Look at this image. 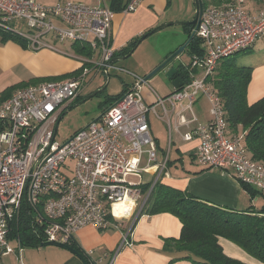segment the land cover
Instances as JSON below:
<instances>
[{
    "label": "built area",
    "instance_id": "obj_1",
    "mask_svg": "<svg viewBox=\"0 0 264 264\" xmlns=\"http://www.w3.org/2000/svg\"><path fill=\"white\" fill-rule=\"evenodd\" d=\"M141 1L128 0L121 13H134ZM244 3L232 0L202 9L195 31L200 54L192 55L189 83L147 105L141 97L143 79L111 64L115 51L109 36L115 12L105 0L98 8L73 1L46 6L36 0H0V32L19 38L30 51H59L53 44L58 43L87 45L90 55L95 54L69 78L15 89L0 102V264L16 251L9 244V232L23 207L30 210L39 243L66 245L86 226L106 231L138 215L155 183L168 177L169 152L160 155L147 115L161 120L160 107L169 132L177 130L180 111L192 110L198 96L207 100L210 118L205 123L192 118L185 126L194 127L182 134L184 142L197 141V164L231 173L239 183L264 194V166L242 148L241 135L230 136L222 102L206 83L220 59L253 47L264 36V8L251 14ZM112 68L133 77V85L69 140L55 141V124L80 98L87 77ZM182 101L186 105L171 123L169 111ZM130 177L137 182L128 181ZM118 204L128 205L126 216L124 209L115 213Z\"/></svg>",
    "mask_w": 264,
    "mask_h": 264
},
{
    "label": "crops",
    "instance_id": "obj_2",
    "mask_svg": "<svg viewBox=\"0 0 264 264\" xmlns=\"http://www.w3.org/2000/svg\"><path fill=\"white\" fill-rule=\"evenodd\" d=\"M36 1L49 6L55 4L56 0ZM72 1L79 2L78 0ZM166 7L167 0H142L138 9L134 13H115L109 36L110 44L115 51L113 59L127 55V46L129 44L160 24V20L163 14H165ZM173 19V17H170L168 20ZM182 27L183 34L185 35V40L182 43L184 44L193 30L187 29L186 26ZM7 47L14 49L16 54H20V60L27 62V65L33 70L32 73L36 77L42 76L41 74L43 71L38 68V65L41 64L43 59L45 60V55L39 52H37L38 54L34 52L36 53L34 55L29 54L21 51L17 46L14 47L9 45ZM80 47H87V45ZM26 49L29 50L27 47ZM76 52L85 55L81 50H77ZM183 53H187L186 49ZM94 57L95 54L89 56L85 55V58H82V63L84 64V61L87 60L92 61ZM165 57L166 55L163 59H165ZM248 57L242 59V62L247 65L250 64L253 68L251 80L246 93V102L250 105L264 96V64H262L261 61H253L252 63H249ZM129 58L133 59V63L130 64V67L136 72L131 74L143 79L147 74L143 77L137 76V47ZM146 65V63H141L140 67L143 68ZM178 65L179 63H177V66ZM114 66L118 67L116 64H114ZM131 79V83H124L125 88L133 85L135 79L133 77H131ZM147 83L148 82L142 86L141 90V97L147 105L154 104L156 96L165 97L175 90L171 82L168 85L163 81L156 79L153 80V83L158 89V94L155 90L149 87ZM83 94L84 93H82L81 96ZM185 105L186 102L182 101L176 106L179 108ZM192 106H194L195 109L193 110L192 107L191 112L197 122L205 123L209 120V106L207 100L203 96H198ZM187 112L189 111L184 110L183 113L188 115ZM151 116L153 117V114L149 113L147 115V120L150 126L151 135L156 141L160 155L164 154V151L169 145H172V148L174 145V148H177L179 155L172 157L171 161L176 163L173 165L174 168L168 171V177L160 180L162 184L188 193L197 200L203 201L207 204L230 210L244 212L250 207L259 209L262 206L264 194H258L252 199V196L242 188L241 184L231 173L209 170L200 174H195L202 169L197 164L196 160L193 161L190 159V165H186L184 162V155L192 154L195 158L197 144L196 140L190 142H184L182 140V134L194 127L193 124L188 127L185 126V124L188 122L190 123L191 120H181L179 118V123L181 125L177 130L173 128L171 132L168 133L169 139L166 142L163 135L156 128L155 123H151ZM154 119L159 120L155 115ZM173 132L175 133V140L172 138ZM237 134L241 135L240 128L238 129ZM121 205L123 204L115 206V213L120 215L119 210L124 209L126 216L129 208H121ZM14 227V224L10 226L9 244L16 251L4 256L2 258V264H83L79 258L63 249L52 246L39 247V241L36 246L21 244L12 232V230L14 231L15 229ZM180 229L181 224L179 220L171 214L161 213L149 216L147 214L141 215L139 213L138 215L135 214L132 218L119 223L115 228H110L106 231H99L91 226H86L76 231L72 236L82 251L92 257H98L97 261L99 264L104 263L105 260L109 258L110 261L112 260V264H191L188 261L169 263L171 258L161 252L164 240L169 238L177 239L180 235ZM124 238H127V244L123 243ZM218 243L222 247L224 254L230 258L236 259L244 264H264L252 258L238 246L226 239L218 238ZM18 245L21 246L19 251H17Z\"/></svg>",
    "mask_w": 264,
    "mask_h": 264
},
{
    "label": "trees",
    "instance_id": "obj_3",
    "mask_svg": "<svg viewBox=\"0 0 264 264\" xmlns=\"http://www.w3.org/2000/svg\"><path fill=\"white\" fill-rule=\"evenodd\" d=\"M231 1L200 0L203 8L207 6L220 7ZM248 1L256 4L264 3V0ZM105 2L113 12L120 13L127 5L128 0H105ZM187 29L193 30L192 27H187ZM5 36L7 38L8 35L5 34ZM8 38H13V36L10 35ZM15 39L18 40L17 37ZM135 43L136 41L127 46L128 53ZM72 47L76 51L81 50L86 56L90 55V51L86 47L81 48L77 44L72 45ZM252 48L241 52H248ZM186 52L190 55L200 54L199 40L196 37L188 44ZM231 56L219 60L213 74L206 79V83L210 85L222 102L230 136H238L237 132L240 128L242 148L250 155L251 159L264 166V96L250 105L247 104V87L253 69L242 61L237 63L230 58ZM189 66L190 63L188 65L179 63L177 66V77L182 80L183 84L190 81ZM41 81L51 80L31 78L26 83L6 88L0 93V102L7 99L15 89ZM125 89V85H123L122 91L113 98V101L120 99ZM209 170L210 168H202L195 174ZM241 186L252 196V199L261 194V192H257L244 184H241ZM148 188L149 185L144 186L143 192L145 193ZM29 211L25 207L21 209L18 223L14 224L15 229L12 232L21 244L36 246L38 238L32 232L33 217L29 214ZM161 213L175 216L181 224L180 235L177 239L164 240L161 252L171 258L169 263L188 261L191 264H244L226 256L218 243V238L228 240L252 258L264 263V197L263 204L259 209L250 207L246 211L240 212L207 204L188 193L171 188L158 181L149 193L140 214L151 216ZM68 245L84 256L86 264H99L98 257L86 254L72 240ZM109 261L110 258L102 264H108Z\"/></svg>",
    "mask_w": 264,
    "mask_h": 264
},
{
    "label": "rangeland",
    "instance_id": "obj_4",
    "mask_svg": "<svg viewBox=\"0 0 264 264\" xmlns=\"http://www.w3.org/2000/svg\"><path fill=\"white\" fill-rule=\"evenodd\" d=\"M78 1L79 3L94 8H98L102 5V0ZM57 2L66 3L72 2V0H56L55 3ZM243 5L245 6L247 12L251 14H256V11L259 12L264 8V3L256 4L254 2H249L248 0H245V3ZM193 15V0H167L165 14H163L160 20V24H158L154 28L166 25L168 23L188 22ZM170 17H173L174 19L168 20L170 19ZM8 36L6 38L5 34L0 32V92L3 89L5 90L6 87H16L18 85L26 83L31 78H45L51 81H61L72 76L73 73L78 71L83 65L82 58H85V55L76 52L72 45L53 43L59 51H54L46 48L37 51L45 55L46 58L45 60H42L40 65H38V68L43 71L41 74L42 76L36 77L32 73L33 70H31V68L27 65V62L20 60V54H16L14 52V49H10L7 46H17L21 49V51L33 55L37 52L34 53L27 50L26 43L19 38L17 40L14 36L13 38H8ZM44 40L50 41V38H44ZM184 40L185 35L183 34V27L178 25L168 26L144 39L137 47V76L143 77L144 75L149 74L161 62L164 61L163 58L165 55L167 56L170 52L176 51L181 46L180 44L184 42ZM247 57L249 59V63H252L253 61H261V63L264 64V36L256 42V44L252 49H250V51L237 53L230 58L235 60L237 63H240L242 59H246ZM191 58L192 55L188 53H182L179 55L177 60L172 62L171 65L176 67L177 63L189 64ZM132 63L133 59L128 57L125 60L117 61L114 64L130 73H136L135 71H133L132 67H130V64ZM141 63H146L147 65L141 68ZM109 75V82L106 88L99 94L88 100H86L85 98L90 96L106 84L107 77L104 74H97L94 76V73H91L87 77L86 82L88 83V85L83 91L84 94L77 101L71 104L62 114V118L58 123L55 141H57L58 143H64L69 140L76 131L90 124L104 111V109L108 107V104L114 102L113 98L122 91L124 83L132 82L131 76H129L125 72L114 70V68L109 70ZM164 75L165 71L156 73L150 80L147 81V85L158 93V89L153 83V80L158 79L169 85L170 81H168ZM197 76L198 74H196V77ZM176 105L178 106V104ZM177 106L176 109L172 112L169 111V118L171 123L174 120L175 114L179 111V108H177ZM192 107L194 110L195 107ZM167 108L168 110H170L169 106H167ZM188 111L190 112H187L188 115L186 113H183L184 111L180 112L179 118L181 120L183 119L188 121L194 118L191 110ZM157 112L160 115L161 120L154 119V114L152 113L153 117H150V121L151 123H155L156 128L163 135L164 140L167 142V140L169 139V130L166 123V118L160 107L157 108ZM172 138L175 140L174 132L172 133ZM167 150L169 152V162L167 164L166 170L169 171L170 169L174 168L173 165L176 163L174 161H171L172 157H176L175 155H178V152L177 148H174V145L173 148L172 145H169L164 153H167ZM145 158L146 156L144 155L143 162L140 165L141 168L145 166ZM190 159L195 161V158L192 156V154L184 155V162L186 163V165H190ZM128 181L137 182V179L130 177L128 178ZM121 208L129 207L128 205L123 204L121 205Z\"/></svg>",
    "mask_w": 264,
    "mask_h": 264
},
{
    "label": "water",
    "instance_id": "obj_5",
    "mask_svg": "<svg viewBox=\"0 0 264 264\" xmlns=\"http://www.w3.org/2000/svg\"><path fill=\"white\" fill-rule=\"evenodd\" d=\"M194 1V15L192 20L188 21V22H183V23H179V22H174V23H168L166 25H162L159 26L157 28H154L148 32H146L145 34H143L142 36H140L137 40L135 45L133 46V48H131L130 52L121 57V58H117V59H113L111 61L112 63H115L117 61H123L126 58H128L129 56H131V54L133 53V51L136 49V47L139 46V44L146 39L147 37H149L150 35L168 27L171 25H178V26H186V27H192L193 31L191 33V35L189 36V38L187 39V41L182 44L176 51H174L172 54H170L167 58L164 59L163 62H161L154 70H152L149 74H147L144 78L143 81L146 83L148 80H150L156 73L160 72V71H165V78L170 81L172 83V86L174 87L175 90H178L180 87H182L183 82L182 80L177 77V66H172V62H174L175 60H177V58L179 57L180 54H182L184 52V50L186 49V47L188 46V44L191 42V40L195 37V31L197 29L198 23H199V18L202 14V3L200 2V0H193ZM103 74L107 77V82L106 84L101 87L99 90H97L96 92H94L93 94H91L90 96L86 97L85 99H91L92 97L96 96L97 94H99L101 91H103L108 82H109V71L107 69L103 70ZM62 116L57 120L55 127H54V134H56L57 132V128H58V123L61 120ZM71 240L75 243L76 241L74 240L73 236H71ZM39 247H56V248H60L63 249L65 251H68L69 253L75 255L77 258H79L83 264H86L85 262V258L84 256L79 253L77 250L71 248L69 245L66 244H61L58 242H46V241H42L39 243L38 245Z\"/></svg>",
    "mask_w": 264,
    "mask_h": 264
},
{
    "label": "bare ground",
    "instance_id": "obj_6",
    "mask_svg": "<svg viewBox=\"0 0 264 264\" xmlns=\"http://www.w3.org/2000/svg\"><path fill=\"white\" fill-rule=\"evenodd\" d=\"M119 205V204H118Z\"/></svg>",
    "mask_w": 264,
    "mask_h": 264
}]
</instances>
